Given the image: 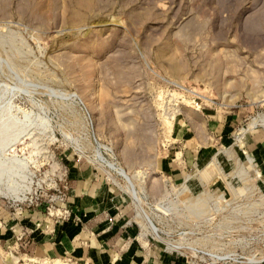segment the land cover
I'll return each instance as SVG.
<instances>
[{
    "label": "rangeland",
    "instance_id": "1",
    "mask_svg": "<svg viewBox=\"0 0 264 264\" xmlns=\"http://www.w3.org/2000/svg\"><path fill=\"white\" fill-rule=\"evenodd\" d=\"M254 131L264 0H0V264H74L32 243L75 222L77 168L188 264H264Z\"/></svg>",
    "mask_w": 264,
    "mask_h": 264
},
{
    "label": "crops",
    "instance_id": "2",
    "mask_svg": "<svg viewBox=\"0 0 264 264\" xmlns=\"http://www.w3.org/2000/svg\"><path fill=\"white\" fill-rule=\"evenodd\" d=\"M222 123L220 128L226 129L227 122ZM250 134L257 149L264 150V136L257 137L256 131ZM193 159L184 155L182 160L164 163L166 176L178 180L183 168L194 165ZM74 171L69 177L68 198L79 220L64 222L53 234L33 238L40 254L74 264H188L183 256L166 252L142 234L141 226L133 220L135 210L123 203L125 194L115 184L92 168Z\"/></svg>",
    "mask_w": 264,
    "mask_h": 264
},
{
    "label": "bare ground",
    "instance_id": "3",
    "mask_svg": "<svg viewBox=\"0 0 264 264\" xmlns=\"http://www.w3.org/2000/svg\"><path fill=\"white\" fill-rule=\"evenodd\" d=\"M109 166V165H108ZM111 167V166H110ZM115 167V166H114ZM118 167V166H117ZM112 168V167H111ZM118 169H120L121 170V167H118ZM119 171V170H118ZM124 174H126L125 172H124ZM123 176V175H122ZM127 178V180L128 181H130L131 182V178L130 177H126ZM128 187V186H127ZM131 188V187H130ZM130 190H132V188L130 189ZM128 191H129V189H128ZM131 194L133 195V196H135V197H138L137 196V193L135 192V191H133V192H131ZM141 211H143V210H141ZM152 223V222H151ZM150 227H151V225H150ZM152 229H153V227H152ZM155 235V234H154ZM32 260V259H31ZM56 261H59V259L58 258H56L55 259Z\"/></svg>",
    "mask_w": 264,
    "mask_h": 264
},
{
    "label": "built area",
    "instance_id": "4",
    "mask_svg": "<svg viewBox=\"0 0 264 264\" xmlns=\"http://www.w3.org/2000/svg\"><path fill=\"white\" fill-rule=\"evenodd\" d=\"M78 220H79V218L77 216H75V221H78Z\"/></svg>",
    "mask_w": 264,
    "mask_h": 264
}]
</instances>
